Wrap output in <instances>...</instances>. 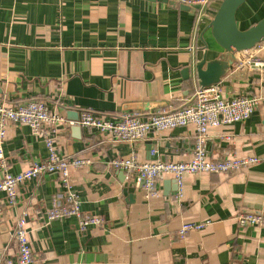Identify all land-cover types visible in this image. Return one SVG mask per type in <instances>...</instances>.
Masks as SVG:
<instances>
[{
  "label": "crops",
  "instance_id": "0c3cea01",
  "mask_svg": "<svg viewBox=\"0 0 264 264\" xmlns=\"http://www.w3.org/2000/svg\"><path fill=\"white\" fill-rule=\"evenodd\" d=\"M221 1L0 0V101L41 98L63 117L50 124L59 151L92 159L72 170L71 188L84 212L104 218L85 229L75 215L48 220L53 197L67 187L57 173L26 180L15 204L0 192V262L16 258L14 228L27 211L31 264H264V225L237 220L240 212L264 211V68L242 63L247 50L228 52L214 38L210 22ZM262 9L264 0L244 2L240 25L258 20ZM255 47L264 57V41ZM205 54L229 63L214 82L226 98L260 96L248 118L209 127V156L261 159L230 173H186L182 195L178 181L166 176L158 181L160 194L149 197L135 173L113 167L111 159L133 148L141 160L190 159L194 124L123 140L68 121L85 108L118 118L190 104L201 84L185 70ZM4 152L9 170L20 172L48 148L29 124L10 121ZM184 221L208 222L181 237Z\"/></svg>",
  "mask_w": 264,
  "mask_h": 264
},
{
  "label": "built area",
  "instance_id": "2783aa9c",
  "mask_svg": "<svg viewBox=\"0 0 264 264\" xmlns=\"http://www.w3.org/2000/svg\"><path fill=\"white\" fill-rule=\"evenodd\" d=\"M189 4L206 2L207 0H182ZM242 63L264 68V57L257 54L259 48L253 46ZM260 101L258 95L239 94L226 98L219 83L207 86H198L194 92L193 102L178 109L157 111L143 114L139 110L128 111L118 118H108L96 114L93 109L82 110L77 120L70 119L71 124L94 127L107 131L123 140H135L144 137L151 129H170L176 126L194 124L196 136L193 155L185 160H165L157 157L152 160H141L136 149L125 157L112 158L110 163L117 169L134 172L136 180L143 186L146 195L160 194L158 181L166 176L174 177L179 184V194L186 173L219 172L230 173L242 167L258 162V155H234L214 159L207 150L208 130L210 126L222 123H231L248 118L256 109ZM63 117L55 113L49 104L41 98H32L20 103L0 101V167L3 174L0 178V192H5L10 204L18 202L19 186L26 180L38 178L46 173H57L61 182L67 187L65 192L57 193L52 199V205L47 210L48 220L75 215L80 226L85 229L89 224H101L104 218L100 215L86 213L81 207V198L71 188V173L74 168H82L92 163L90 157L84 155H64L55 144L54 126ZM10 121L27 123L34 133L45 139L48 154L45 158L34 160L30 166L20 172L9 170L8 161L4 152V142L7 135V126ZM157 150L153 149L155 153ZM28 212L24 211L16 221L14 235L18 251L16 258L7 257L0 264H31L35 261L27 227ZM237 220L242 225H264V211L240 212ZM208 221H184L179 228V235L185 236L191 229L203 228Z\"/></svg>",
  "mask_w": 264,
  "mask_h": 264
},
{
  "label": "water",
  "instance_id": "95a60500",
  "mask_svg": "<svg viewBox=\"0 0 264 264\" xmlns=\"http://www.w3.org/2000/svg\"><path fill=\"white\" fill-rule=\"evenodd\" d=\"M170 1L176 3V0ZM245 1L222 0L210 22L214 38L228 52L236 53L244 51L264 41V16L247 27H242L239 23L238 10ZM186 5L191 7L188 4ZM201 7L202 4L194 5L195 9H200ZM228 64V62L221 58L208 60L205 54L202 59L190 63L185 70V76L193 80L197 77L202 86H207L219 81L220 76L228 68ZM79 116L77 115L72 119L77 120ZM76 125L81 127L79 124ZM252 211L261 212L260 210Z\"/></svg>",
  "mask_w": 264,
  "mask_h": 264
},
{
  "label": "rangeland",
  "instance_id": "374dc122",
  "mask_svg": "<svg viewBox=\"0 0 264 264\" xmlns=\"http://www.w3.org/2000/svg\"><path fill=\"white\" fill-rule=\"evenodd\" d=\"M246 1H247V0H246ZM246 1H245V2H246ZM248 1H249V0H248ZM262 16H264V9H262L261 12H259V13L257 14V17H258L259 19H260ZM258 18H257V19H258ZM242 27H247V26H242Z\"/></svg>",
  "mask_w": 264,
  "mask_h": 264
},
{
  "label": "trees",
  "instance_id": "16d2710c",
  "mask_svg": "<svg viewBox=\"0 0 264 264\" xmlns=\"http://www.w3.org/2000/svg\"><path fill=\"white\" fill-rule=\"evenodd\" d=\"M256 21V20H255ZM255 21H253V22H255ZM252 24V23H251Z\"/></svg>",
  "mask_w": 264,
  "mask_h": 264
}]
</instances>
